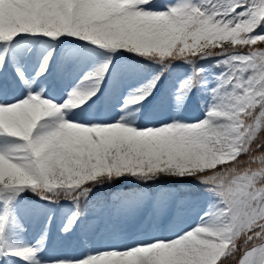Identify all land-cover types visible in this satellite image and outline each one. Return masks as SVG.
I'll list each match as a JSON object with an SVG mask.
<instances>
[{
  "label": "snow or ice",
  "instance_id": "6c2138e0",
  "mask_svg": "<svg viewBox=\"0 0 264 264\" xmlns=\"http://www.w3.org/2000/svg\"><path fill=\"white\" fill-rule=\"evenodd\" d=\"M0 264H264V0H0Z\"/></svg>",
  "mask_w": 264,
  "mask_h": 264
}]
</instances>
